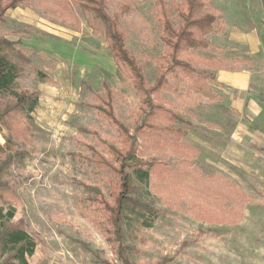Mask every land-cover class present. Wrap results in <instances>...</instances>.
<instances>
[{"label":"rangeland","instance_id":"rangeland-1","mask_svg":"<svg viewBox=\"0 0 264 264\" xmlns=\"http://www.w3.org/2000/svg\"><path fill=\"white\" fill-rule=\"evenodd\" d=\"M126 1L108 0V11ZM128 1L133 6L120 19L126 46L142 66L146 84L152 85L163 51L152 4ZM204 1L217 16L218 31L207 37V50L180 57L198 72L213 75L232 61L235 69L250 68L252 94L264 101V0ZM42 5L27 0L9 10L0 25V37L16 42L27 60L21 64L18 88L40 93L30 130L18 119L20 133L13 142L24 156L10 169L13 198L0 206L4 214L13 211L14 221L35 240L30 264L113 262L100 230L102 215L85 202L81 187L98 186L108 198L113 181L110 171L88 161L90 146L113 163L106 144L118 143L115 128L92 104L104 74L118 118L132 127L138 97L78 8L61 17L54 14V1ZM247 35L259 40L253 55L237 43ZM39 72L47 83L39 82ZM172 82L161 92L165 106L193 129L181 141L169 140L160 148L138 139V156L160 165L150 173L143 194L157 210L153 225L136 228L128 241L134 264H158L167 257L173 258L167 264H264V141L246 147L244 140V153L227 157L224 148L239 122L226 103L227 91L209 80L213 94L223 99L208 101L181 79ZM252 125L264 135V115Z\"/></svg>","mask_w":264,"mask_h":264},{"label":"trees","instance_id":"trees-1","mask_svg":"<svg viewBox=\"0 0 264 264\" xmlns=\"http://www.w3.org/2000/svg\"><path fill=\"white\" fill-rule=\"evenodd\" d=\"M51 1H54V14L69 17L76 7L87 17L88 27L101 37L118 73L129 80L138 97L133 126L129 127L118 118L113 107V90L102 73L101 90L94 93L96 101L92 108L115 128L118 143L106 144L113 155V163L90 146H87L88 161L110 171L113 181L108 198L98 186L81 184L85 202L102 215L100 230L114 256L113 262L100 260V264H134L133 249L128 241H132L136 228L150 229L153 225L157 210L153 200L143 194L150 173L160 165L153 158L147 160L138 156V139L144 137L160 148L161 143L169 140L181 141L193 129L189 122L165 106L166 101L162 99L161 92L171 87L170 79L173 85L181 79L191 91L208 101L223 99L211 90L209 80L213 79V74L198 72L186 59L180 57L187 52L207 50L210 47L207 37L217 33L215 25L218 19L204 0H149L157 27V38L163 45V51L156 61L155 80L152 85H147L142 66L127 49L125 32L120 25V19L133 6L131 1L127 0L112 13L108 11V0ZM36 2L43 6L45 0ZM26 3L27 0H0V25L6 22L9 10L20 8ZM15 46L16 42L0 37V135L4 141L0 143V204L13 198L9 182L10 169L15 161L24 156V153L16 150L13 142V136L20 133L16 128L20 126L18 119H22L26 130H30L40 99L37 90L28 92L17 86L22 72L21 64L27 60ZM37 76L39 82H48L44 74L39 72ZM257 99L263 101L259 96ZM24 131L21 134L24 135ZM14 219L13 211L4 214L0 206L1 264H30L29 259L35 252L36 242ZM172 259L163 258L158 264H167Z\"/></svg>","mask_w":264,"mask_h":264},{"label":"crops","instance_id":"crops-1","mask_svg":"<svg viewBox=\"0 0 264 264\" xmlns=\"http://www.w3.org/2000/svg\"><path fill=\"white\" fill-rule=\"evenodd\" d=\"M258 41V38H253V35H247L237 43L247 47L250 55H253L259 51ZM228 66L214 72L212 79V82L227 91L226 103L239 119L230 132L224 148V154L227 157L234 156L237 152L244 153L245 149L242 147L244 140L248 142L246 147L253 141H264V135L252 125L264 115V101H259L251 91L254 72L245 67L235 69V61L228 63Z\"/></svg>","mask_w":264,"mask_h":264}]
</instances>
